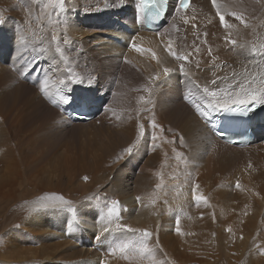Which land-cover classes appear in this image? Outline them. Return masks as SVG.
I'll use <instances>...</instances> for the list:
<instances>
[{"label":"bare ground","instance_id":"1","mask_svg":"<svg viewBox=\"0 0 264 264\" xmlns=\"http://www.w3.org/2000/svg\"><path fill=\"white\" fill-rule=\"evenodd\" d=\"M46 2L0 0L2 262L151 264L123 258L130 253L110 254L139 237L117 230L115 219L108 223L106 205L116 200L118 222L150 232L160 264L185 254L183 242L174 248L170 239L210 232L231 240L230 263L264 264V104L251 117L253 140L229 145L213 130L222 108H205L196 87L226 88L234 72L240 79L245 68L255 73L257 62L264 64L249 54L264 43V0H218L236 25L235 45L225 41L211 0H190L180 14L187 23L175 12L177 0H170L156 31L143 29L139 0H66L59 16L44 9ZM230 11L243 12L252 27L245 29ZM40 23L49 39L53 30L61 37L67 61L40 51L32 35L44 34ZM169 42L174 51L191 52L189 60L170 56ZM164 67L171 69L167 76ZM45 82L47 95L40 91ZM79 106L94 116L75 119L70 111ZM140 125L144 134L137 142ZM196 186L207 202L193 199ZM56 198L69 204L40 206ZM53 246L59 249L46 250Z\"/></svg>","mask_w":264,"mask_h":264},{"label":"snow or ice","instance_id":"2","mask_svg":"<svg viewBox=\"0 0 264 264\" xmlns=\"http://www.w3.org/2000/svg\"><path fill=\"white\" fill-rule=\"evenodd\" d=\"M163 2L164 0H139V3L137 5L139 11L144 12L148 11V14L153 17L157 18L159 16L164 15V9H163ZM22 4H27L28 0H21ZM66 0H47L46 3H44L43 7L44 9H51L52 11H55L57 13V16H59V13L64 11ZM212 6L216 9V16L219 17L220 25L226 30L227 35H225L224 39L228 43H231L235 45L237 41L235 39H232L233 30L236 28V25L234 23H231L226 20L225 13L221 11V8L218 4V0H211ZM190 7V0H177V6L175 8V12L177 15H180L182 12H186V10ZM47 15L49 16V24L53 23L51 20V12H48ZM227 15L233 17L236 21H239L241 25L245 29L251 28L252 25L248 22L243 12H237V11H230L227 13ZM180 19L184 20L185 23H187V19L185 16L180 15ZM0 22H2V18H0ZM57 25L59 24V20L55 22ZM176 25L173 24V28H175ZM195 27V25H193ZM38 28L40 29L41 33H44L43 35L38 34L37 32H32V35L35 37V42L37 45H43V47H40V51L42 52H49L54 51L56 54H59V56L64 60L67 61L68 57L65 55L64 50L60 47L59 41L61 40V37L56 34V32L53 30L52 34L50 36V39L48 38L47 31L45 29V25L43 23H40L38 25ZM178 30V29H177ZM205 36L207 33L204 34ZM63 44L67 45L70 43L68 39H63ZM203 43H206V41H203ZM135 47V45H133ZM241 48H244V45L240 46ZM139 51V49H137ZM166 51L170 56H173L176 61H188L190 56L192 55L191 52L187 54L180 53L178 51H174L171 42H169V45L166 48ZM193 51L196 53L199 52V46L194 45ZM208 54L211 56V49H209ZM252 56H260L262 60H264V43H261L259 46L253 45L249 52ZM152 58L157 59L156 54L152 53ZM257 71L255 73L249 71L247 68H245L246 75H243V78L238 79V76H241L239 73H233V79L232 82L227 85V87H217L215 90L210 89L208 86H201L199 84L196 85L197 88L200 89L202 92V96H200V100L203 101L204 107L207 109H217L222 108L225 111L229 112H240L244 113L246 110H250L249 105H256V104H264V64L257 62L256 64ZM68 71L71 73V69H68ZM171 69L164 67L163 68V74L167 76L170 73ZM181 71H183V64H181ZM75 76V73H72L68 78L72 79V77ZM153 79H159V76L153 77ZM60 83H64V81H60ZM211 83L213 85L216 84V80H212ZM48 88L47 82L42 83L40 87V91L44 92L46 95L48 94L46 89ZM144 91H149V89L145 88ZM187 99V97H186ZM140 101H144V97H140ZM55 103V101H53ZM199 105H197V108L199 110ZM119 119V117H117ZM152 127L155 128L157 125L155 122H152ZM144 134V128L143 125L139 126V135L137 136V142L143 137ZM153 139L155 140L156 137L154 136ZM134 145H130L128 148H126L124 151L126 153H131L133 150ZM177 158L179 159V154H177ZM87 179V177H85ZM161 185L157 184L156 187L159 188ZM237 187H239V182H237ZM198 186L194 187L193 192V199L196 201H206V198L202 195H197L196 190ZM140 197H137V200H139ZM59 201L60 205H67L69 204L68 201L63 200V198H56V200L52 201L51 203H44L41 204V207H57L58 204L56 201ZM107 208V221L108 223H112L115 219L117 222L115 224V227L117 230H127L129 232H138L139 237L138 240L134 243L128 242L121 244L118 248L113 249V252L119 251L120 253H130L125 254L123 256L124 259H133L137 261H143L144 259L151 260V264H160V261L155 259L154 257V249L153 247L149 246V239L151 237V233L147 230H144L140 232L138 229H131L128 228L125 225H122L118 222L119 220V202L116 200H112L110 203L106 205ZM177 223V232L180 231L179 223L180 219L179 216L176 218ZM105 231H108L106 228Z\"/></svg>","mask_w":264,"mask_h":264},{"label":"rangeland","instance_id":"3","mask_svg":"<svg viewBox=\"0 0 264 264\" xmlns=\"http://www.w3.org/2000/svg\"><path fill=\"white\" fill-rule=\"evenodd\" d=\"M84 108L86 109V107H84ZM98 109H99V107H98ZM258 132H259V129H258ZM205 234L207 237L205 236ZM215 235H214V233L210 232V233H204V234L201 233L198 237H193L190 239H187V238H181V240L170 239V242H171V244H173L174 248L178 247L180 245V242H183V244L185 246L184 249L181 248V245L179 246L181 248V250L180 249L179 250L182 252L184 251V253H185L184 256L181 257V255H179L177 257H172V259H171L173 262L172 264H194V262L196 264H224V261H225V264H233V263H230V259L228 258L230 256L231 240L227 237L226 234H224V235L222 234V236H219V235L215 236ZM227 238H228V240H227ZM217 239H219V240H217ZM216 240H217V242H216ZM220 240L222 241V244H221ZM223 246H224V248H222ZM62 248L63 247H61V249ZM214 248H216V249L214 250ZM54 249L58 250L59 248H57L56 246H53L51 248L50 247L46 248V250H48V251H51V250L55 251ZM217 250H220V251L218 252ZM111 251H110V254L111 253L113 254L114 252H111ZM25 253H27V249H26ZM196 253H201L204 256L194 257V259H193L194 262H192V259L190 260V258H193V256L196 255ZM11 258H13V256H11V255H7L5 257V259L12 260ZM199 259H203V260L199 262ZM0 264H6V263L2 262L1 255H0ZM7 264H15V263L9 262Z\"/></svg>","mask_w":264,"mask_h":264}]
</instances>
